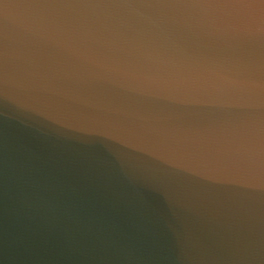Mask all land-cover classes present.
<instances>
[{
    "label": "clouds",
    "instance_id": "9594fccd",
    "mask_svg": "<svg viewBox=\"0 0 264 264\" xmlns=\"http://www.w3.org/2000/svg\"><path fill=\"white\" fill-rule=\"evenodd\" d=\"M0 264H264V0H0Z\"/></svg>",
    "mask_w": 264,
    "mask_h": 264
}]
</instances>
